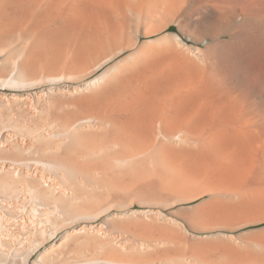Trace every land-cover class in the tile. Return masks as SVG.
Masks as SVG:
<instances>
[{
	"label": "bare ground",
	"instance_id": "bare-ground-1",
	"mask_svg": "<svg viewBox=\"0 0 264 264\" xmlns=\"http://www.w3.org/2000/svg\"><path fill=\"white\" fill-rule=\"evenodd\" d=\"M262 223L264 0H0V264H264Z\"/></svg>",
	"mask_w": 264,
	"mask_h": 264
},
{
	"label": "rangeland",
	"instance_id": "rangeland-1",
	"mask_svg": "<svg viewBox=\"0 0 264 264\" xmlns=\"http://www.w3.org/2000/svg\"><path fill=\"white\" fill-rule=\"evenodd\" d=\"M170 211H171V210H169V211H167V212L170 213ZM262 229H264V223L259 224V225H254V226L248 227V228H246V229L240 230L239 233H238V232H236V233H237V234H240V233H242V234L245 233V234H246V232H248V231H259V230H262Z\"/></svg>",
	"mask_w": 264,
	"mask_h": 264
},
{
	"label": "crops",
	"instance_id": "crops-1",
	"mask_svg": "<svg viewBox=\"0 0 264 264\" xmlns=\"http://www.w3.org/2000/svg\"><path fill=\"white\" fill-rule=\"evenodd\" d=\"M180 207V206H179ZM178 206H175V207H170V208H166V210H165V213L167 214V215H171L172 214V212L171 211H175L177 208H179ZM175 209V210H174ZM169 210H171L170 212L171 213H169V212H166V211H169ZM169 213V214H168ZM180 219H182V218H180Z\"/></svg>",
	"mask_w": 264,
	"mask_h": 264
}]
</instances>
